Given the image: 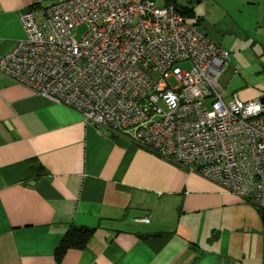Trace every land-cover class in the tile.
I'll list each match as a JSON object with an SVG mask.
<instances>
[{
  "label": "crops",
  "instance_id": "crops-1",
  "mask_svg": "<svg viewBox=\"0 0 264 264\" xmlns=\"http://www.w3.org/2000/svg\"><path fill=\"white\" fill-rule=\"evenodd\" d=\"M53 1L0 0V59ZM232 1L264 26V0ZM73 225L95 232L58 257ZM263 244L251 201L0 73V264H264Z\"/></svg>",
  "mask_w": 264,
  "mask_h": 264
},
{
  "label": "built area",
  "instance_id": "built-area-1",
  "mask_svg": "<svg viewBox=\"0 0 264 264\" xmlns=\"http://www.w3.org/2000/svg\"><path fill=\"white\" fill-rule=\"evenodd\" d=\"M19 21L1 74L264 209V101L225 96L231 51L175 4L54 0Z\"/></svg>",
  "mask_w": 264,
  "mask_h": 264
},
{
  "label": "rangeland",
  "instance_id": "rangeland-1",
  "mask_svg": "<svg viewBox=\"0 0 264 264\" xmlns=\"http://www.w3.org/2000/svg\"><path fill=\"white\" fill-rule=\"evenodd\" d=\"M155 1L161 8L166 6V0ZM177 4L195 10V18H186L194 23L200 17L199 27L210 40L217 43L214 39L218 38L223 47H231L233 55L221 78L226 97L229 99L235 93L244 101L263 98L264 26L262 21L258 25L256 19L260 7L256 12L251 8L235 9L232 0H177ZM85 31L86 27L80 28L75 38L80 39ZM179 66L186 70L191 65Z\"/></svg>",
  "mask_w": 264,
  "mask_h": 264
},
{
  "label": "trees",
  "instance_id": "trees-1",
  "mask_svg": "<svg viewBox=\"0 0 264 264\" xmlns=\"http://www.w3.org/2000/svg\"><path fill=\"white\" fill-rule=\"evenodd\" d=\"M175 4L177 10L180 11L185 17L191 16L194 17V12L189 8H180L177 4V0H166V5ZM200 19L196 23L199 26ZM258 208V207H257ZM264 225V209L258 208ZM95 232V228H90L86 226H71L67 232L65 233L64 237L61 240L59 247L57 248V256L60 257L63 253L66 252L67 249L71 247H79L83 248L87 245L90 238ZM264 248V244H263Z\"/></svg>",
  "mask_w": 264,
  "mask_h": 264
},
{
  "label": "water",
  "instance_id": "water-1",
  "mask_svg": "<svg viewBox=\"0 0 264 264\" xmlns=\"http://www.w3.org/2000/svg\"><path fill=\"white\" fill-rule=\"evenodd\" d=\"M263 101H264V97L263 98H261Z\"/></svg>",
  "mask_w": 264,
  "mask_h": 264
}]
</instances>
